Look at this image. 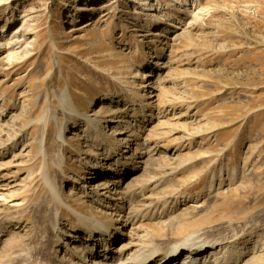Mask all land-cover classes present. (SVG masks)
Returning <instances> with one entry per match:
<instances>
[{
    "label": "rangeland",
    "instance_id": "rangeland-1",
    "mask_svg": "<svg viewBox=\"0 0 264 264\" xmlns=\"http://www.w3.org/2000/svg\"><path fill=\"white\" fill-rule=\"evenodd\" d=\"M2 27L0 264H71L50 228L56 211L61 233L75 214L55 208L45 164L83 216H124L112 252L237 233L239 251L260 239L247 260L264 264V0H0ZM107 175L98 206L83 193ZM74 187L83 198H67Z\"/></svg>",
    "mask_w": 264,
    "mask_h": 264
},
{
    "label": "bare ground",
    "instance_id": "bare-ground-1",
    "mask_svg": "<svg viewBox=\"0 0 264 264\" xmlns=\"http://www.w3.org/2000/svg\"><path fill=\"white\" fill-rule=\"evenodd\" d=\"M94 23H96V21ZM92 25L93 24H86L84 28ZM0 31L5 32V28L2 27ZM158 35H159L158 33H155L154 36L157 37ZM7 37L8 36H6V38ZM10 41H12V39ZM11 44L12 43L8 42V45L10 47ZM155 83H157V80L155 81ZM59 98L64 105L67 104V101L69 100L66 94H61ZM127 102L131 103V100H127ZM101 109H103V107ZM102 121H104V119H98V121H95L97 124L94 125L93 121L87 119L86 123L88 124V126L90 123L92 127L96 129L98 128L99 123H101ZM59 130L60 132L58 136L60 138V144L64 145L65 142L62 137L63 125H61ZM116 150H117L116 147L112 148L109 154L114 155L116 153ZM43 156H44L43 159H45L44 154ZM62 160H63V154H58V161L52 162V165H55V170L59 171L61 173V176H62V171H61L60 163H62ZM45 165H43L40 169L41 172L39 174V180L43 183V185H45V187L52 193L53 197L55 198V201L58 204V208L57 206L55 208L58 210L67 209L69 211L74 212L75 214V219H76L75 223L69 225L68 231L63 232L64 235L63 233H61V231L57 232L56 230V226H58L57 222L60 219L59 211H56L53 214L52 224L50 228L52 233L54 234V242H56V244L53 246V253L57 252L58 250L57 248L61 246V244L64 245L65 252H68V254L70 255L71 264H77L79 262H82V264H149L156 258H158V260L154 261L153 264H184L183 261L186 260L187 261L185 262V264H248L250 260L249 259L247 260V258L251 256L254 257L256 256V254L260 252L259 249L261 247L259 248L260 246L259 238L256 242H253V244L245 250L246 252L245 251L243 252V250L241 251V249L239 251L238 250L239 246H243L245 244V241L244 238L242 240L238 239L236 235L237 233L236 234L228 233V235H225L223 238L221 236V239H218L217 236L215 239H211V240L206 239V237L204 240H199L193 237H189L188 239L182 240L180 243L179 241L177 243L175 242L174 244L168 246L165 250L161 252L160 251L146 252L140 250L139 252H137V254H132V253L127 254V252H129L128 244L123 245L121 247L126 250L121 249V250H117L116 252H112L111 249L109 248L108 241L110 242L117 241L119 240V237L123 236L121 235V231L119 233L120 235L118 236H115V233H112L113 230L114 231L118 230V228H114L113 223H119L120 225L122 224V226L123 225L125 226V224H127V221L125 220L124 216H122L120 220H115L112 223H105L101 219L95 217L83 216L80 212L70 207L69 204H67V202L60 197V195L58 194V190L56 189V185L55 183H53L54 181L52 176L55 175L50 174L51 172L49 173L45 169ZM114 165L115 166L118 165L117 161ZM120 168L122 174L128 171V165L124 164ZM110 171H112V169H110ZM117 172L118 171L114 170L109 175L117 174ZM144 172H145V167L142 169L141 172L136 173L132 177V181H134V184L131 185L132 187H137L138 183H140L143 180ZM85 173H88V175H92L91 177L94 178L98 177L100 174L102 175L101 172H97L94 169ZM109 175H107L100 181L96 182L93 185L94 186L92 189L93 191L89 193L87 192L83 193L85 198L89 199L91 203L98 204V206H101L103 205L102 203L105 202V200H109L108 197L109 191L111 190V187L115 183L114 180H110ZM81 185L82 188L84 189H88L87 187H89L86 182H83ZM61 188H62V183H61ZM127 189L128 192L129 190H131L130 185L128 186ZM78 196L80 198L81 197L83 198L82 192L81 191L77 192V188L74 187L70 189L67 198L74 199L75 197ZM125 201L123 198L120 199V202L122 203H125ZM57 204L55 203L54 205ZM113 206L120 208L119 206H117L116 201L114 202ZM72 233L73 234L80 233V235L82 234L84 238L80 241H82L83 243L82 244H78L77 242L73 243L74 240L72 238L73 236H71ZM76 238H79V235ZM87 243L88 246L86 247L85 244ZM99 245H102L103 247V250H101L100 252L104 255L103 256L105 258L104 261L106 262L100 261L102 257L100 256L101 254L97 255L99 251L95 249L97 247L99 248ZM84 254H85L84 259H81V256H83ZM181 256L182 258H180ZM198 261L199 263H197Z\"/></svg>",
    "mask_w": 264,
    "mask_h": 264
}]
</instances>
